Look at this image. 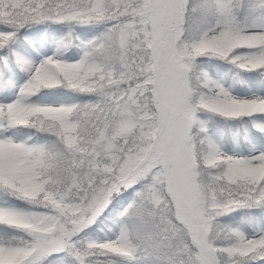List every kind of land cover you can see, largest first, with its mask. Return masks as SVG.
Wrapping results in <instances>:
<instances>
[{
  "label": "snow or ice",
  "instance_id": "6c2138e0",
  "mask_svg": "<svg viewBox=\"0 0 264 264\" xmlns=\"http://www.w3.org/2000/svg\"><path fill=\"white\" fill-rule=\"evenodd\" d=\"M0 264H264V0H0Z\"/></svg>",
  "mask_w": 264,
  "mask_h": 264
}]
</instances>
